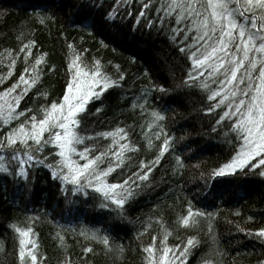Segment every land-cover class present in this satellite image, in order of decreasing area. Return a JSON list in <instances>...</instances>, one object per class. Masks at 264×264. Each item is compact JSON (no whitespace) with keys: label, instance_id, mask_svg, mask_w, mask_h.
I'll return each mask as SVG.
<instances>
[{"label":"trees","instance_id":"16d2710c","mask_svg":"<svg viewBox=\"0 0 264 264\" xmlns=\"http://www.w3.org/2000/svg\"><path fill=\"white\" fill-rule=\"evenodd\" d=\"M93 3L94 0H0V108L6 113L11 97L3 93L19 82L20 75L28 79L23 69L31 71L35 59L43 53L44 71L17 109H32V115L42 118V108L62 100L66 81L72 76L71 62L79 55L83 72L99 61L113 78L116 65L126 77L123 87L109 90L90 104V113L82 121L81 134L96 137L86 141L97 149L95 154L112 144V137L99 134L114 133L119 128L128 134L127 141L121 142L127 143L129 149H139L125 152L123 172L117 169L113 174L116 178L110 176L109 182H120L121 176L126 178L140 162L154 160L159 154V142L153 140L149 146L141 130L145 126L143 131H147L148 112L167 108L166 113L161 112L166 116L167 130L177 140L185 139L176 144L175 152L161 157L149 180L136 189L122 209L115 205L101 209L102 194L93 189H87V196H66L65 189L73 186L54 177L55 168L35 166L27 180L11 172L0 173V264H25L18 255L23 237L16 228L21 232L33 230L31 239L43 257L41 264H147L143 249L150 241L157 247H173L178 239L189 235H197L201 241L191 264H200L205 257L210 264H264V238L248 235L264 226V180L250 177L233 183L227 177L207 179L232 153L234 137L238 139L227 121L216 124L223 106L208 112V104L213 102L207 101L200 89L183 86L185 74L191 71L190 61L176 50L166 33L149 31L143 27V20L140 27L135 25L137 13L142 10L139 3L133 5V0H128L124 11L130 9L132 15L121 12L123 18L115 22L105 16L116 6L114 0H104L102 8L93 7ZM148 15L155 19L157 14L149 11ZM32 40L37 46L25 60L19 49ZM154 85L168 92H150L146 110L133 108L132 104L144 102L137 98ZM97 107L101 109L99 113H95ZM17 123L13 121L11 127ZM214 127L216 132L212 131ZM45 155H49L47 150ZM177 155L192 157L186 160L188 168L181 170L182 174L175 171ZM45 163L55 162L49 156ZM196 164L200 167H192ZM187 201L192 202L194 210L214 214L211 232L204 222L198 234L177 225V218L186 214ZM95 229L114 244L122 245L124 252L110 253L99 241L79 235L82 230ZM152 237L157 239L153 241ZM85 246L94 251L85 255Z\"/></svg>","mask_w":264,"mask_h":264},{"label":"snow or ice","instance_id":"6c2138e0","mask_svg":"<svg viewBox=\"0 0 264 264\" xmlns=\"http://www.w3.org/2000/svg\"><path fill=\"white\" fill-rule=\"evenodd\" d=\"M103 3L104 0H94L93 7L102 8ZM135 3H139L142 9L137 13L135 25L140 27L143 20V27L149 31L155 29L166 33L176 50L186 61H190L191 71L185 74L183 86L200 89L205 99L213 102L208 104V112L223 106L216 124L227 121L228 127L237 134L238 139L234 137L232 146L234 155L229 153L226 161L212 170L207 179L227 177L233 183L250 177L264 180V0H133V5ZM114 4L116 6L105 13L107 20L115 22L117 18L122 19L121 12L126 16L132 15L130 9L124 11L128 0H114ZM149 11L156 12L155 19L148 15ZM44 22L41 18L40 23ZM36 46L37 42L32 40L23 44L19 52L24 53L27 60ZM73 47L69 45V48ZM45 55L42 53L35 59L31 71L28 67L23 69L28 79L20 75L19 82L3 93L11 100L7 102L6 113L0 108V173L11 172L27 180L35 166L55 168L54 177L73 186L65 189L66 196H87V189H93L102 194L103 199L99 203L101 209H110L111 205L122 209L135 195L136 189L149 180L161 157L175 152L176 144L185 137L177 140L167 130L166 116L161 114L166 113L167 108L148 112L150 123L146 126L147 131H143L145 126H141V130L149 146H152L153 140L159 142V154L154 160L140 162L126 178L121 176L120 182H109L110 176L116 178L113 174L117 169L123 172L126 166L125 152L139 149H129L127 143L121 142L127 141L128 134L124 128H119L114 133L99 134L105 138L112 137V144L107 150L95 154L97 149L89 147L86 141L92 142L96 137L81 134L82 121L90 113V104L100 100L109 90L123 87L125 75L116 65L113 78L99 61L90 71L83 72L82 59L77 55L71 62L69 70L72 76L66 81L62 100L42 108V118L37 119L36 115L31 114L32 109H17L29 95L30 86L39 80L44 71L41 66L46 64ZM12 63L15 65V60ZM150 92L167 93L168 89L154 85L137 98L144 102L134 103L132 107L146 110ZM100 111L99 107L95 108V113ZM13 121L18 122L16 127H11ZM212 131L216 132L217 129L214 127ZM46 150L49 155H45ZM49 156L54 164L45 163ZM74 157L83 163H78ZM191 158V155L175 156V171L181 173V170L187 169L186 160ZM192 167L199 168L200 165ZM201 176L203 178L204 174L201 173ZM186 204V214L177 218V225L198 234L203 230L201 224L204 222L211 232L210 222L215 218L214 214L194 210L191 201ZM16 231L23 237L19 241V258L25 264H41L43 257L31 239L33 230L28 228L21 232L16 228ZM79 235L86 240L99 241L110 253L118 255L124 252L122 245L114 244L108 236L101 234L100 229L82 230ZM248 235L264 238V226ZM156 239L152 237L153 241ZM200 248L201 241L197 235H189L186 239H178L173 247H157L150 241L143 252L147 264H191ZM93 251L92 247H84L85 255ZM200 264H210V261L205 257Z\"/></svg>","mask_w":264,"mask_h":264}]
</instances>
